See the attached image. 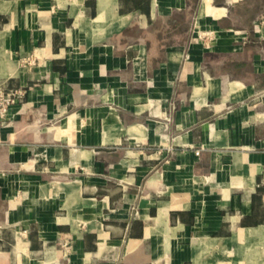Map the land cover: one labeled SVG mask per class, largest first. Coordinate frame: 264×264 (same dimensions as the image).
I'll return each instance as SVG.
<instances>
[{"label":"crops","instance_id":"0c3cea01","mask_svg":"<svg viewBox=\"0 0 264 264\" xmlns=\"http://www.w3.org/2000/svg\"><path fill=\"white\" fill-rule=\"evenodd\" d=\"M0 264H264V0H0Z\"/></svg>","mask_w":264,"mask_h":264},{"label":"built area","instance_id":"2783aa9c","mask_svg":"<svg viewBox=\"0 0 264 264\" xmlns=\"http://www.w3.org/2000/svg\"><path fill=\"white\" fill-rule=\"evenodd\" d=\"M24 95L25 90L22 88L8 89L0 85V133L8 123L10 109L21 102Z\"/></svg>","mask_w":264,"mask_h":264}]
</instances>
